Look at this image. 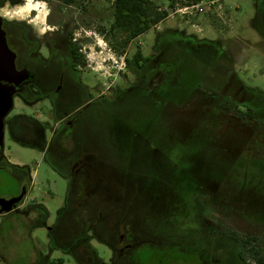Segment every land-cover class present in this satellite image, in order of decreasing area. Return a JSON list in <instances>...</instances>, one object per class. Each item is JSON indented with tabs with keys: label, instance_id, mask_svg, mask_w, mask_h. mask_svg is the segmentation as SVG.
Listing matches in <instances>:
<instances>
[{
	"label": "flooded vegetation",
	"instance_id": "1",
	"mask_svg": "<svg viewBox=\"0 0 264 264\" xmlns=\"http://www.w3.org/2000/svg\"><path fill=\"white\" fill-rule=\"evenodd\" d=\"M7 1L25 0H0V16L16 68L25 72L15 85L13 103L19 101L29 110L4 117L0 170H14L20 186L15 196L24 191L25 198L33 182L31 173L26 166L9 162L5 140L40 149L69 176L70 196L61 218L84 201L93 205L103 180L109 183L105 202L92 208L91 217L73 222L72 234L76 225L80 229L78 239L73 234L61 246L71 249L83 264H94L91 237L105 221L103 242L112 250L111 264H264V203L255 202L256 186L264 178V154L238 155L200 133L175 134L172 129L166 134L161 123L176 121L191 106H224L243 121L254 120L257 111L264 110V94L247 88L212 42L178 35L175 44L171 42L175 33L160 32L158 24L150 28L158 36L153 52L147 54L146 47L138 45L125 56L124 78L109 83L110 73L95 67L93 49L99 41L88 29L109 36L116 0H42L57 14L48 13L42 31L33 20L36 9L22 19L12 17ZM257 6L264 13V0H257ZM186 42L193 45L192 63L183 57ZM183 72L194 80L181 82ZM133 150L149 156L152 168L146 184L128 183L129 169L123 162ZM107 157L119 161L115 171L106 165ZM178 177H186L189 188L185 197L176 199L171 197L173 186L180 194L183 189ZM88 188L93 190L89 198L80 193ZM216 189L222 190L210 192ZM134 190L145 193L138 201L141 218L129 215L125 205ZM230 191L234 198L227 194ZM24 198L3 214L17 213ZM210 201L219 209L225 205L237 209L231 215L215 213L209 209ZM36 211L44 215L47 226V210ZM219 218L236 219L242 227H225ZM61 221L51 227L56 239L62 236ZM246 227L260 230L249 232Z\"/></svg>",
	"mask_w": 264,
	"mask_h": 264
},
{
	"label": "rangeland",
	"instance_id": "2",
	"mask_svg": "<svg viewBox=\"0 0 264 264\" xmlns=\"http://www.w3.org/2000/svg\"><path fill=\"white\" fill-rule=\"evenodd\" d=\"M209 2L212 4L208 5ZM6 3L8 4L7 14L20 19L36 9L33 20L37 22L36 26L41 31L48 13H51L53 17L57 15L53 9L49 10V6L45 8L42 0H25L14 3L7 1ZM156 3L163 10H168L169 15L155 28L160 32L175 33L171 42H178V35L190 37L196 41L212 42L221 50L226 57L227 64L244 85L250 90L264 94V13L260 12L257 0H198L194 3H201L200 7L205 6V8L202 11L194 8L186 13L178 11L173 13L177 8L184 6L180 0H174L173 7L170 6V0H156ZM72 15L75 16V12ZM111 17L113 21V16ZM88 30L99 41L96 42L95 49H93L96 59L95 67L107 75L110 73L109 83L112 84L119 82L125 76L124 72L127 71L125 69L126 55L130 57L138 45L145 46V52L150 54L158 39L155 30L150 29L138 39L132 42L130 40L125 46L126 34L121 31L111 32L109 36L103 37L93 28ZM49 31L51 32V30ZM192 46L189 42L183 46L184 49H187L183 57L190 63L195 58ZM97 49L101 51H97ZM179 79L186 83L187 79L192 82L194 77H187L186 72H183ZM27 109L29 110L21 102L16 101V105L14 106L13 103L9 112L28 111ZM263 118V108L257 111L256 119L243 121L239 119L234 109L228 107L209 108L203 106L199 109L197 106H191L176 117V121L161 123L166 134L173 133V130L175 134L200 133L216 139L220 145L235 154L249 153V155L260 156L264 154ZM5 156L11 164L26 166L31 173L33 182L24 200L18 206L17 213L9 215L0 213V252L7 253L10 258L6 262L0 254V264H83L71 249L62 247L61 242L71 239L69 237L73 234L76 236L75 239H78L80 229L78 230V225H76L72 234L73 222L83 216L90 215L89 217H91L93 215L95 209L92 208H95L99 201L105 202L106 187L109 183L107 184L103 180L104 183L99 189V193L97 192L93 205L84 201V205L76 206L73 212H69L61 218L63 210L68 206L70 196L69 176L63 173L60 167H56L40 149L19 143L11 138L5 140ZM126 159V161L124 159L123 165H128V183H143L144 181L146 184L149 181L148 172L152 168L147 153L133 150L128 153ZM118 164L120 163L116 158H106V165L109 169L113 170L112 168ZM138 165H141L140 169L137 168ZM262 169L264 170V168ZM186 179V177L182 179L178 177L179 185L181 182V187H183L182 192L180 194V190L173 186L171 197L177 199L182 195L186 196L189 188L185 183ZM256 187L255 202L264 203V178L261 180V184ZM219 190H210V192L219 194L222 189ZM19 191L20 186L14 175V170H0V198L14 197ZM91 191L93 190L88 188L80 193L82 192L81 195L88 197ZM141 192L134 190L133 197L129 196L127 202L124 199L125 205L128 203L127 212L132 217L141 218V207L138 201L142 197L141 195L145 194L143 191L140 195ZM227 194L234 198L233 191L227 192ZM223 195L225 196V194ZM197 199L202 201L201 190H197ZM212 201H210L209 209L215 213L231 215L237 209L235 205H225L219 209L218 205ZM233 203L237 204L238 202L234 201ZM38 207H43L48 212L47 226L43 223L44 215L36 211ZM172 208L173 205L170 209L171 213L173 212ZM60 219L62 221L59 229L62 236L56 239L51 232V227L56 225ZM217 221L221 223L220 221H224V218L222 220L219 218ZM224 223L228 228L237 225L242 227L241 222L236 219H227ZM245 229L249 232L260 230L258 227H255L254 230L250 227ZM105 235V221H102L99 224L98 235L91 237V244L96 254L94 264H99V260L104 264H111L113 261L111 248L103 242ZM164 257L165 255L161 256V258ZM88 261H91V258ZM166 263L163 261L160 264ZM150 264L157 263L150 261Z\"/></svg>",
	"mask_w": 264,
	"mask_h": 264
},
{
	"label": "trees",
	"instance_id": "3",
	"mask_svg": "<svg viewBox=\"0 0 264 264\" xmlns=\"http://www.w3.org/2000/svg\"><path fill=\"white\" fill-rule=\"evenodd\" d=\"M170 1V6L173 7L174 0ZM180 1L181 4L188 5L198 0ZM168 15L169 11L160 8L156 0H116L111 32L121 31L126 34L124 39L126 46L132 38L144 34L152 26L165 20ZM250 115L252 116L251 113ZM98 263L104 264L101 260Z\"/></svg>",
	"mask_w": 264,
	"mask_h": 264
},
{
	"label": "water",
	"instance_id": "4",
	"mask_svg": "<svg viewBox=\"0 0 264 264\" xmlns=\"http://www.w3.org/2000/svg\"><path fill=\"white\" fill-rule=\"evenodd\" d=\"M3 19L0 16V149L4 142V117L13 107L15 85L24 77L15 65V53L9 48L6 35L2 29ZM25 192L11 198H0V213L10 212L24 198Z\"/></svg>",
	"mask_w": 264,
	"mask_h": 264
},
{
	"label": "built area",
	"instance_id": "5",
	"mask_svg": "<svg viewBox=\"0 0 264 264\" xmlns=\"http://www.w3.org/2000/svg\"><path fill=\"white\" fill-rule=\"evenodd\" d=\"M200 4L201 3H191V4H188V5H184V6H182V7H179V8H177L176 10H174V12L173 13H175V12H182V13H186V12H188L189 10H192V9H194V8H198L199 10H203L204 8H205V6H203V7H200ZM212 4V2H209V4L208 5H211Z\"/></svg>",
	"mask_w": 264,
	"mask_h": 264
},
{
	"label": "crops",
	"instance_id": "6",
	"mask_svg": "<svg viewBox=\"0 0 264 264\" xmlns=\"http://www.w3.org/2000/svg\"><path fill=\"white\" fill-rule=\"evenodd\" d=\"M0 254H1V257H2L3 259H5L6 262L10 260V258H9V256H8L7 253L1 251ZM8 259H9V260H8ZM0 263H1V262H0ZM8 263H9V262H8Z\"/></svg>",
	"mask_w": 264,
	"mask_h": 264
}]
</instances>
